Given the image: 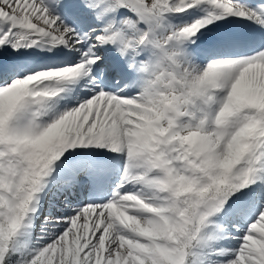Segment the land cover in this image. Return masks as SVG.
Wrapping results in <instances>:
<instances>
[{"label": "snow or ice", "instance_id": "obj_1", "mask_svg": "<svg viewBox=\"0 0 264 264\" xmlns=\"http://www.w3.org/2000/svg\"><path fill=\"white\" fill-rule=\"evenodd\" d=\"M0 264H264V0H0Z\"/></svg>", "mask_w": 264, "mask_h": 264}]
</instances>
